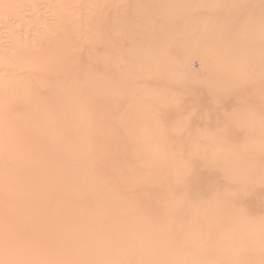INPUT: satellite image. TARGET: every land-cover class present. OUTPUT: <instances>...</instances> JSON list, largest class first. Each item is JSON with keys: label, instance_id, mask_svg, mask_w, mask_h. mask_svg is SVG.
<instances>
[{"label": "rangeland", "instance_id": "obj_1", "mask_svg": "<svg viewBox=\"0 0 264 264\" xmlns=\"http://www.w3.org/2000/svg\"><path fill=\"white\" fill-rule=\"evenodd\" d=\"M0 154V264H264V0H0Z\"/></svg>", "mask_w": 264, "mask_h": 264}, {"label": "bare ground", "instance_id": "obj_2", "mask_svg": "<svg viewBox=\"0 0 264 264\" xmlns=\"http://www.w3.org/2000/svg\"><path fill=\"white\" fill-rule=\"evenodd\" d=\"M15 69H16V68H15ZM9 82H10V81H9ZM15 82H16V81H15ZM12 88H13V86H12ZM20 100H21V99H20ZM19 116H20V115H19ZM36 134H37V133H36ZM0 155H1V154H0ZM5 157H6V156H5ZM0 158H1V157H0ZM5 159H6V158H5ZM10 166H11V165H10ZM10 166H9V167H10ZM9 167H8V168H9ZM15 167H16V166H15ZM10 169H11V168H10Z\"/></svg>", "mask_w": 264, "mask_h": 264}]
</instances>
